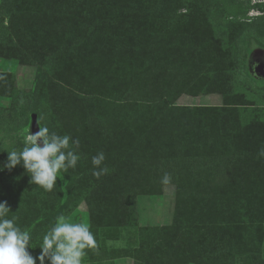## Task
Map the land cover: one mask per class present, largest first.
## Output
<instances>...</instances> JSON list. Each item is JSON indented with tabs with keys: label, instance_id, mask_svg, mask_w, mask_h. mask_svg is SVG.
I'll use <instances>...</instances> for the list:
<instances>
[{
	"label": "trees",
	"instance_id": "trees-1",
	"mask_svg": "<svg viewBox=\"0 0 264 264\" xmlns=\"http://www.w3.org/2000/svg\"><path fill=\"white\" fill-rule=\"evenodd\" d=\"M170 1L188 12L155 8L164 3L158 0L153 4L152 0H0V55L17 52L19 59L40 68L41 78L51 77L54 93L66 97L56 104L79 124L77 138L84 152L90 136L110 144L111 128L121 118V147H114L115 161L106 165L107 175L97 179L85 154L69 169L73 180L62 206L64 216L69 217L85 199L93 207V233L102 226L132 225L137 220L135 197L158 191L167 174L168 183L177 188L174 222L153 230L171 246L151 244L145 231L137 249L125 255L135 257V264H229L230 251L211 244L196 246L193 238L203 227L224 228L227 218L241 222L260 210L248 203L255 196L241 186L264 171V157L257 158L264 147V108L248 101L245 92L231 97L226 90L235 87L236 75L243 71L242 39L229 36L221 23H215V14L213 18L198 12L191 0ZM158 22L170 23L166 27L172 31L162 32L165 26ZM260 33L264 36V23ZM54 52L69 53V60L59 58L57 66L58 59L49 57ZM119 56L125 57L128 67L121 69V105L103 111L101 106L109 100L102 82ZM70 61L81 68L85 79L70 72ZM62 84L77 93L68 95ZM214 92L222 94L224 107L177 103L183 94ZM35 109L42 126L53 130L48 102H38ZM232 114L240 119L233 120ZM216 140L232 141L241 156L216 154ZM2 150L0 146V159ZM206 157L212 170L208 174L202 169L197 176ZM197 180L205 183L201 186ZM93 197L98 198L95 206ZM20 202L28 203V197L14 204ZM97 244L98 251L86 250L82 264H114L117 255L98 240ZM41 251L35 255L37 264Z\"/></svg>",
	"mask_w": 264,
	"mask_h": 264
},
{
	"label": "rangeland",
	"instance_id": "rangeland-1",
	"mask_svg": "<svg viewBox=\"0 0 264 264\" xmlns=\"http://www.w3.org/2000/svg\"><path fill=\"white\" fill-rule=\"evenodd\" d=\"M155 1L152 0V4ZM158 1L164 3L160 6H154L155 8H166L171 11L176 9L177 13L183 14L188 12L185 6H180L176 3L177 7H175V2L172 3L170 0ZM191 1L194 6L198 7V12L210 17H213L212 14H215V18L213 17L215 23H221L223 30L229 36L234 39L240 37L242 42H244L246 59L242 62L243 71L239 76L235 74V87H226V90L230 91L231 97L236 92H245L248 101L251 100L250 102H254L259 106L262 105L264 108V78L248 66V59H250L252 54L258 49L264 50V36L260 33V28L264 23V0ZM165 2H169L170 5H167ZM157 24L160 27L165 26L162 28V32H165V30L172 31V27H166L170 25L168 22H158ZM16 53L10 52L9 56L0 55V146L3 149L0 164L6 163L8 151L22 150L25 129H30L32 133H35L40 130V125L43 127L41 116L35 109L38 102L47 101L51 107L52 114L48 118V121L52 124L53 130L49 127L50 132L55 131L59 135L67 134L73 139L77 138V135L81 132L77 120L56 104L58 100L62 101L66 97H57L54 93L55 84L52 83L51 77L45 74L41 78L43 73L40 71V68L19 59L18 53ZM68 55L69 53L54 52L49 54V57H53V59L57 58L58 66L59 62H61L59 58L69 60V58H66ZM121 61L124 64L122 66ZM124 62L125 57L121 59V56H119L117 63L115 62L114 66L111 67L109 78L102 82L103 87L107 86L109 100V104L106 107L105 104L101 106L103 111H112L113 108H116V105H121L119 104L121 101V69L126 70L128 68ZM72 65L70 61L69 69L76 79H85L81 68ZM62 86L66 88L64 91L68 95L70 92L77 93L69 85L62 84ZM183 96L186 98L181 101L183 105L225 106L223 96L219 92L200 93L195 96L184 94ZM100 103L104 102L101 100ZM33 114L37 115V123L39 119L40 125L38 124V129H35L33 126ZM234 116L235 114H232L233 120L235 118L240 119L238 116ZM240 116L243 120H246V117H243L241 113ZM247 117V119L251 118V116ZM262 119H264V112ZM111 129L114 135H111L113 138L110 144L102 139L99 140L95 136H90L87 140V153L83 149H80V146L77 149L79 155H86L90 166H93L92 157L101 151L104 152L106 157L102 167L115 161L112 159L114 147H121V118H119V122L113 124ZM106 136H108V133L103 137ZM211 141L213 140L210 139L207 143ZM81 143L83 144L82 140L80 141ZM207 145L209 146V144ZM217 145L219 149H217L216 154L220 153L224 158H227L231 153L241 156V152L233 145L232 141L219 140ZM242 154L244 156V153ZM207 159L208 157L204 161H201L202 166L199 167L201 170L196 174L197 176L202 173V169L210 174L212 169ZM82 162L85 165L88 164V162ZM214 174L213 170L212 176L214 177L212 179L218 178ZM61 175L63 176L57 178L54 190L47 192L42 187L30 183V174L27 173L22 163L11 170L5 168L3 171H0V202L7 201L10 209L13 208V210L16 208L25 209L21 212L10 211L11 214H8V218L15 217L16 224L22 230L30 232L31 246H29L28 251L34 257L38 250L41 249L40 244L42 243L43 236L55 225L57 217L64 216L61 210L63 204L68 199L67 188L73 178L68 172L61 173ZM251 179L248 184L245 183L241 188L255 196L250 200L248 198L247 201L255 206L258 205L257 208L260 209L258 213L251 216L248 214L247 218L241 222H235L234 219L229 217L227 218L229 219L228 222L224 223V228L219 224L209 225L200 229V233L196 234L197 236H194L193 232L187 233L191 237L194 236L193 239L198 243L196 246L211 244L221 248L223 251H230V258L227 259L229 264H264V171L261 172V175H255ZM197 181H199L201 186L205 183L200 180ZM213 183L211 179L208 180L209 186H212ZM255 190H257L258 196L255 195ZM176 192L177 188L175 184L165 183L155 193L137 195L135 197L137 219L135 223L125 227H112L109 229L102 226L94 230L95 239L109 253L117 255L112 261L114 264L136 263L135 257L125 254H129L130 251L137 249L140 245V234L145 231L148 232L146 234L151 244L160 245L161 243L164 245L166 243L171 246L170 240L165 242L163 238L161 239L159 232H154L153 229L173 226L176 210ZM24 196L28 197V203L20 202L18 205L14 204L15 200H23ZM97 200V197L92 198L94 206ZM92 209L91 204L89 205L84 199L69 217H64L71 223L86 224L91 230V227H93L90 219Z\"/></svg>",
	"mask_w": 264,
	"mask_h": 264
},
{
	"label": "clouds",
	"instance_id": "clouds-1",
	"mask_svg": "<svg viewBox=\"0 0 264 264\" xmlns=\"http://www.w3.org/2000/svg\"><path fill=\"white\" fill-rule=\"evenodd\" d=\"M23 145L19 151L7 150V161L0 164V171L5 168L11 170L22 163L30 174V183L47 192L53 191L57 178L63 176L61 173L74 169L80 159L78 138L50 132L46 126L40 125V130L35 133L25 129ZM261 157H264V147L257 154V158ZM105 159L103 151L92 157L93 175L97 179L109 173L107 166L102 167ZM169 180L165 174L163 182L168 183ZM10 210L7 201L0 202V264H37V257L28 251L30 232L22 230L15 217L8 218ZM40 247V264H46V260L50 264H82L86 250L98 251L97 240L89 226L68 222L63 215L57 217L55 225L43 236Z\"/></svg>",
	"mask_w": 264,
	"mask_h": 264
},
{
	"label": "flooded vegetation",
	"instance_id": "flooded-vegetation-1",
	"mask_svg": "<svg viewBox=\"0 0 264 264\" xmlns=\"http://www.w3.org/2000/svg\"><path fill=\"white\" fill-rule=\"evenodd\" d=\"M248 62L249 68L251 70H255L259 76H262L264 78V74L261 75L262 70L264 72V54L254 52L250 59H248Z\"/></svg>",
	"mask_w": 264,
	"mask_h": 264
},
{
	"label": "water",
	"instance_id": "water-1",
	"mask_svg": "<svg viewBox=\"0 0 264 264\" xmlns=\"http://www.w3.org/2000/svg\"><path fill=\"white\" fill-rule=\"evenodd\" d=\"M256 53H262V54H264V50L263 49H258V50H256ZM263 74H264V72L262 70L261 75H263ZM36 117H37V115L36 114H33V126H34L35 129H38V123L36 121Z\"/></svg>",
	"mask_w": 264,
	"mask_h": 264
},
{
	"label": "crops",
	"instance_id": "crops-1",
	"mask_svg": "<svg viewBox=\"0 0 264 264\" xmlns=\"http://www.w3.org/2000/svg\"><path fill=\"white\" fill-rule=\"evenodd\" d=\"M184 95V94H183ZM183 95H181L179 98H178V102L177 103H179V104H183V102H181V101H183V99H186Z\"/></svg>",
	"mask_w": 264,
	"mask_h": 264
}]
</instances>
